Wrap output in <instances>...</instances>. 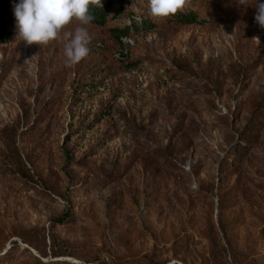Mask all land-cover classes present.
I'll return each mask as SVG.
<instances>
[{"label": "rangeland", "instance_id": "obj_1", "mask_svg": "<svg viewBox=\"0 0 264 264\" xmlns=\"http://www.w3.org/2000/svg\"><path fill=\"white\" fill-rule=\"evenodd\" d=\"M204 1L72 67L63 34L0 45V264H264V28Z\"/></svg>", "mask_w": 264, "mask_h": 264}, {"label": "clouds", "instance_id": "obj_2", "mask_svg": "<svg viewBox=\"0 0 264 264\" xmlns=\"http://www.w3.org/2000/svg\"><path fill=\"white\" fill-rule=\"evenodd\" d=\"M189 0H148V15L161 21L182 11ZM249 0H237L248 5ZM90 6H102L101 0H19L14 5L16 19L15 39L26 45L46 46L61 34L68 38L64 45L65 65L75 66L89 53L90 36L88 26L94 17ZM255 21L264 28V2L256 0ZM75 23L73 31H65ZM258 40V38H255Z\"/></svg>", "mask_w": 264, "mask_h": 264}, {"label": "trees", "instance_id": "obj_3", "mask_svg": "<svg viewBox=\"0 0 264 264\" xmlns=\"http://www.w3.org/2000/svg\"><path fill=\"white\" fill-rule=\"evenodd\" d=\"M229 1L231 3L230 6L232 12L237 16L251 15L255 10L254 6L256 0H249L247 6L238 4L237 0ZM190 2L193 4L185 6L182 11L170 16L167 19L154 21L149 17L148 13H145V18L141 21L138 22L134 17L131 19L130 24L123 26L112 24L110 9L112 7L113 0H106L105 4H102V6H90L89 12L94 19L88 28L97 31L96 42H111L116 46H122V40L124 38L131 37L132 33H138L141 29L153 30L160 26H164V28H178L201 25L207 22L210 14L215 13L213 10L214 6L210 4V1L190 0ZM18 3L19 0H0V45H8L17 42L15 39L17 29L16 19L14 16V5ZM204 13L206 14L203 15ZM129 15L132 16L134 13L129 12ZM75 26L76 24L73 23L69 25L68 28ZM140 63V60H136L130 64V69L137 68V64Z\"/></svg>", "mask_w": 264, "mask_h": 264}]
</instances>
